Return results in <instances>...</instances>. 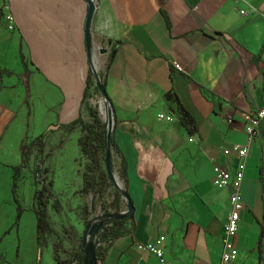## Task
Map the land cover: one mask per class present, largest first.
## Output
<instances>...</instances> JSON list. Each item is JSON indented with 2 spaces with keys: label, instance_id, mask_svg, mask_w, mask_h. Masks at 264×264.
Here are the masks:
<instances>
[{
  "label": "crops",
  "instance_id": "obj_1",
  "mask_svg": "<svg viewBox=\"0 0 264 264\" xmlns=\"http://www.w3.org/2000/svg\"><path fill=\"white\" fill-rule=\"evenodd\" d=\"M7 4L12 30L0 0V165H20L23 143L50 126L58 129L49 130L42 157L46 163L56 145L61 160L67 142L83 135L68 126L91 122L84 93L92 66L102 75L120 153L112 162H125L133 216L131 233L97 264H159L137 249L159 237L167 264H218L230 189L213 186V168L235 171L236 160L222 154L234 145H248V154L232 264H264V124L247 144L241 120L264 106V0H94L89 46L85 0ZM127 205L123 198L119 214ZM47 216L50 225L48 208Z\"/></svg>",
  "mask_w": 264,
  "mask_h": 264
},
{
  "label": "rangeland",
  "instance_id": "obj_2",
  "mask_svg": "<svg viewBox=\"0 0 264 264\" xmlns=\"http://www.w3.org/2000/svg\"><path fill=\"white\" fill-rule=\"evenodd\" d=\"M98 76L101 79L102 75L98 74ZM88 103L105 123L103 121L106 119L105 107L101 96L93 95ZM60 149L61 146L50 147V157L48 156L45 163L49 169V178L53 181V197L48 204L49 222L53 234L47 239V246L42 256L43 264L53 262L50 245L54 242L57 243L60 259H71L81 244L86 226L92 229L95 221L102 216L101 207H105L108 212H113L111 205L117 190L110 183L111 186L101 198L93 194H80L82 175L88 164L87 159L78 155V146L74 140L67 142L63 147L61 160L54 156L59 153ZM32 158L23 170V180L19 189L23 214L16 232L13 226L16 215L15 205L12 202L10 189L8 193L5 189L7 183L9 187L11 185V166L14 164L11 162L9 165H0V264H35V218L32 202L34 186L30 176ZM113 170L116 183L123 191V180L119 175V165L116 159L113 163ZM56 204L59 211L58 217L55 211ZM84 221L86 226L83 225ZM5 232H7L6 235H4Z\"/></svg>",
  "mask_w": 264,
  "mask_h": 264
},
{
  "label": "trees",
  "instance_id": "obj_3",
  "mask_svg": "<svg viewBox=\"0 0 264 264\" xmlns=\"http://www.w3.org/2000/svg\"><path fill=\"white\" fill-rule=\"evenodd\" d=\"M113 55L114 51H112L108 57L109 62L111 61ZM101 82L104 87V81L102 79ZM91 89L93 90V93H90ZM95 94L98 95L99 92L96 88L93 77L89 76L87 78V85L84 93L85 101ZM172 98L173 96L171 94L167 95L168 100H171ZM177 106L179 113L183 118V122L195 126V121L190 115V113L185 110L184 107L181 106L178 102ZM88 112L89 117L91 118L90 123H84L81 120H76L71 123L68 128L72 130L77 126L80 127V130L83 135L81 138L78 139L77 145L81 156L85 157L88 162L86 170L82 175V187L79 193L93 194L94 196L101 198L103 197L107 188L111 186V182L107 177L104 168V151L106 136L105 123L101 121L98 116V113L96 112V110L92 109V107L89 108ZM49 133L50 131L46 130L31 142H24L21 146L22 160L20 165L11 167L12 176L10 192L12 201L15 204L16 215L14 219V227L17 229L20 223L21 216L23 214V209L19 197L20 184L23 180V170L26 168V166H28L31 159V155L33 151H35L30 170V176L32 178L34 186L32 202L35 217V264H42L41 258L46 245L47 238L53 234V230L50 228L47 216L49 200L53 197V181L48 176L49 170L44 166L45 160L42 157L45 139ZM109 151L111 154V158L114 154L117 156L120 155L114 144L112 136L109 139ZM118 165L119 175L122 180L126 182L125 162L123 161V159L120 160V163H118ZM123 198V194L116 190L111 205L113 212H108L105 207H101L102 216L99 218L100 228L94 236L97 237V240L99 242L107 244L106 248H99L93 245L94 258L92 259L91 254L89 253L87 248H82L80 244L71 259L61 260L58 255V246L55 245L53 247V260L55 261V263L97 264V262H102L104 258V251L107 249V247L119 238L125 237L131 233V228L129 227L127 217L119 214V205ZM55 208L56 210L58 209L57 204L55 205Z\"/></svg>",
  "mask_w": 264,
  "mask_h": 264
},
{
  "label": "built area",
  "instance_id": "obj_4",
  "mask_svg": "<svg viewBox=\"0 0 264 264\" xmlns=\"http://www.w3.org/2000/svg\"><path fill=\"white\" fill-rule=\"evenodd\" d=\"M2 1V15L6 24V28L8 30H12L14 28V18L8 12L9 9L7 0ZM251 10L252 12L257 13L255 9L252 8ZM239 13L240 15L245 14L244 11H240ZM172 67L174 70L182 72V69L178 65L173 63ZM158 119L166 122H171L173 120L171 116L165 114H159ZM241 120L244 126V132L248 138L247 144H250V142H252L255 136L257 135L259 127L264 124V106L253 114L242 113ZM229 122L232 121L230 120ZM222 154L225 157H233L236 160V167L233 173L217 165H215L213 168V186L219 189H230V193L228 196L229 212L223 227V237L221 240L222 248L218 264H232L236 260L238 255V250L235 246V238L239 228L240 212L243 208L239 190L240 184L243 180L245 160L248 154V145H234L229 149L223 150ZM99 218L95 221V225L100 223ZM90 240L92 244L96 247L106 248L107 246V244L99 242L96 236L90 238ZM164 240V237H159L156 240L147 244L137 245V249L141 252H147L155 256L158 259L159 264H167L164 257V251L162 249V244Z\"/></svg>",
  "mask_w": 264,
  "mask_h": 264
},
{
  "label": "water",
  "instance_id": "obj_5",
  "mask_svg": "<svg viewBox=\"0 0 264 264\" xmlns=\"http://www.w3.org/2000/svg\"><path fill=\"white\" fill-rule=\"evenodd\" d=\"M85 1L87 2V5H88V15H87V19H86V44H87V46H89L90 45L89 25H90L92 16L95 12V5H94V0H85ZM105 53H106L105 51L101 52V54H105ZM92 75H93V78L95 81L96 88L99 92V95L102 98L103 106L105 107V112H106V119H105L106 136H105V151H104V168H105L106 175L109 178L110 182L113 184V186L120 193L123 194V196H124V198L128 204L127 205V212L120 214V215L132 218L133 208H132L131 201H130L128 195L125 194L124 191H122L116 183V176H115L114 170H113V162H112L111 154L109 151V139L111 137L112 128H113L112 109H111L110 103L108 101V98L105 94V90H104V87L102 85L101 79L99 78V76H98V74H97V72L93 66H92ZM99 108H100V105H99ZM57 129H58L57 126H50L48 128V130H50V131H55ZM99 228H100V223L95 225L94 227H92V229H90L89 227H86L84 230V236L81 240V247L87 248V250L91 254L92 259L94 258V247H93V244H92L90 238L94 237V235L97 233ZM90 264H92V263H90Z\"/></svg>",
  "mask_w": 264,
  "mask_h": 264
},
{
  "label": "bare ground",
  "instance_id": "obj_6",
  "mask_svg": "<svg viewBox=\"0 0 264 264\" xmlns=\"http://www.w3.org/2000/svg\"><path fill=\"white\" fill-rule=\"evenodd\" d=\"M104 116L106 117V112L104 111Z\"/></svg>",
  "mask_w": 264,
  "mask_h": 264
}]
</instances>
